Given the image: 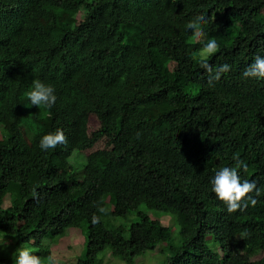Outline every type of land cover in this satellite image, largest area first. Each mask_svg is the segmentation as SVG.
<instances>
[{
	"label": "trees",
	"instance_id": "1",
	"mask_svg": "<svg viewBox=\"0 0 264 264\" xmlns=\"http://www.w3.org/2000/svg\"><path fill=\"white\" fill-rule=\"evenodd\" d=\"M261 11L264 0H0V233L31 242L42 258L43 237L81 227L84 253L67 264H102L105 250L129 263L158 246L161 264H264V80L242 76L264 56ZM197 15L208 19L200 41L187 27ZM213 39L209 63L230 71L210 87L189 46ZM36 79L55 88L51 109L30 105ZM91 82L99 128L90 142L104 137L106 147L79 163L72 95ZM57 129L67 143L42 151L41 137ZM234 156L261 195L229 214L211 179ZM105 196L108 219L99 214ZM141 208L169 215L178 240ZM245 251L261 257L247 261ZM0 264L13 257L0 254Z\"/></svg>",
	"mask_w": 264,
	"mask_h": 264
},
{
	"label": "rangeland",
	"instance_id": "2",
	"mask_svg": "<svg viewBox=\"0 0 264 264\" xmlns=\"http://www.w3.org/2000/svg\"><path fill=\"white\" fill-rule=\"evenodd\" d=\"M263 17L264 11H261V13L258 15V19ZM73 18L79 19V12L72 13L70 17L64 16L63 21L66 24H72ZM255 25V22L250 21L242 24V28L246 33H250L256 27ZM189 50L199 54L200 46L195 40H192L190 42ZM96 87L97 85L91 82L88 93L79 91L72 95L74 109L79 116L78 140L72 153V157L79 163H82L92 151L106 147V139L104 137L94 142H90V134L99 128V120L96 114L90 111L91 108L95 106L97 96L99 95V92L96 91ZM95 93L96 95H94ZM2 133L3 131L0 125V138L2 137ZM10 197V193H7L4 196L2 202L3 207L8 206ZM103 199L106 203V206L101 208L105 209V211H99V214L108 219L110 218V208L108 205L109 199L106 196ZM141 209L148 213V215H150L152 218L159 220L162 225L170 226L172 235L174 236L175 240H178V226L169 215H164L159 211L148 210L145 208ZM126 218L131 219L132 215L128 214ZM84 240L85 230L81 227L67 228L64 233L59 236L53 235L43 237L42 247L43 250L48 251V256H43L41 258L42 264H49V256L54 257L57 261V264L75 262L84 253ZM205 242L210 248H216L217 250V246L212 242V237L210 235L205 237ZM21 246L29 248L33 254L37 251L31 242H24L23 244L16 245L15 238L13 236L0 233V254L7 255L12 258L13 254ZM162 247L158 246L153 251H145L135 256L129 263H126L117 256L111 255L109 250H105L104 252L100 253L99 257L102 258V264H161L166 254L165 250H162ZM228 253L230 254L231 251L228 250ZM243 256L247 261H252L259 259L261 257V253L245 251L243 252Z\"/></svg>",
	"mask_w": 264,
	"mask_h": 264
},
{
	"label": "clouds",
	"instance_id": "3",
	"mask_svg": "<svg viewBox=\"0 0 264 264\" xmlns=\"http://www.w3.org/2000/svg\"><path fill=\"white\" fill-rule=\"evenodd\" d=\"M208 23V19L204 15L195 16L187 25L193 33V39L200 41L204 35L203 26ZM218 50V44L215 39L208 41L199 50V64L208 73V85L214 86V82L219 81L223 73L230 71V65L223 64L217 69H213L209 63V58L212 57ZM242 76L247 78L264 80V56L257 55L253 62L243 71ZM31 106H36L39 109H51L57 100L55 88L39 79L33 80L30 90L26 93ZM140 133H137L139 138ZM67 137L62 129H57L54 132L43 135L39 141V147L42 151L55 149L57 146L66 144ZM235 163L231 167H222L216 171L211 179V191L216 198L222 202L229 214L237 211L246 210L250 205L255 207L258 203L257 199L252 197L250 193L255 192L256 196L261 195V191L257 189L255 182H250L248 179L241 180L240 171L247 172L248 166L246 161L239 156L233 157ZM103 212L105 209L100 208ZM93 223H98L97 216L92 217ZM247 231L241 233L238 238L246 239ZM18 253V255L16 254ZM14 264H42L41 257L33 254L27 247H19L13 254ZM49 264H57L54 257H48Z\"/></svg>",
	"mask_w": 264,
	"mask_h": 264
}]
</instances>
